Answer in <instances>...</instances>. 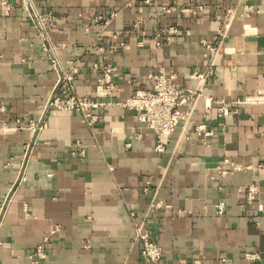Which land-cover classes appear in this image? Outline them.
Segmentation results:
<instances>
[{"label": "crops", "instance_id": "0c3cea01", "mask_svg": "<svg viewBox=\"0 0 264 264\" xmlns=\"http://www.w3.org/2000/svg\"><path fill=\"white\" fill-rule=\"evenodd\" d=\"M31 2L54 15L47 37L21 0H0V264H152L139 227L161 264H264V0ZM54 60L104 104L95 125L48 107ZM160 68L201 90L162 152L120 105Z\"/></svg>", "mask_w": 264, "mask_h": 264}, {"label": "built area", "instance_id": "2783aa9c", "mask_svg": "<svg viewBox=\"0 0 264 264\" xmlns=\"http://www.w3.org/2000/svg\"><path fill=\"white\" fill-rule=\"evenodd\" d=\"M146 1L150 3L152 0ZM21 2L30 10L32 21L40 30L42 36L47 37V27L52 26L54 23L55 18L53 13L48 12V14L42 15L34 10L31 0H21ZM4 5L8 6L7 0H4ZM167 11H170V9ZM173 31L175 29H169V32ZM161 35L162 32L157 33V37ZM207 47L210 55L216 52L215 47L211 44H208ZM53 62L58 72V81L48 101V107L80 112L88 125H95L98 121V115L95 114V111L100 109L104 104L75 93L74 80L79 71L76 65H72L68 70H63L57 60ZM115 70L116 68L110 65L103 67L105 76L100 80V83L101 86L103 84L106 85L108 93H112L111 76ZM208 74L204 75L196 71L191 74V78L204 81ZM150 79L153 82V88L151 90L137 91L120 105L126 109L139 112L140 120L156 133L158 140L156 148L162 152L165 149L163 138L174 133L178 127L186 124L192 117L201 96V90L178 86L173 76L166 74L162 68L151 74ZM257 100L264 102V94L258 97ZM228 113L229 110L226 106L223 105L219 108L220 117L226 116ZM37 127L38 125L35 126V129ZM196 131L199 135L204 136H210L212 134V131H208L205 125L197 126ZM254 191V188H251L250 195ZM161 207L162 204L160 202H153L150 208L160 209ZM137 238L142 242L143 257L148 259L152 264H161L163 257L162 247L153 241L142 230V227H139L137 230Z\"/></svg>", "mask_w": 264, "mask_h": 264}]
</instances>
